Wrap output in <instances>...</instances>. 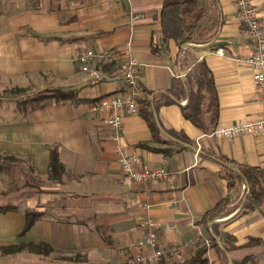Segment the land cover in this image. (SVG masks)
Masks as SVG:
<instances>
[{
    "label": "crops",
    "instance_id": "crops-1",
    "mask_svg": "<svg viewBox=\"0 0 264 264\" xmlns=\"http://www.w3.org/2000/svg\"><path fill=\"white\" fill-rule=\"evenodd\" d=\"M0 8V245L22 239L48 242L56 251L110 254L126 264L138 248L129 243L153 219L159 243L184 244L185 250L155 264L188 257L198 242L209 241L199 220L220 198L229 196L220 239L228 232L242 243L248 236L264 240V201L242 211L246 183L234 180L228 189L221 163L207 152L222 154L239 166L264 169V135L218 139L219 126L261 115L252 81L255 68L245 62L252 38L242 27L233 0H198L203 17L195 29L196 43L178 47L160 38L162 0H3ZM264 28V0H253ZM137 19H132V16ZM118 49L116 62L98 65L101 78L81 69L77 56L92 50ZM135 57L139 110L126 115L119 136L93 113L98 97L124 92L117 72ZM204 61L214 92L195 83L188 73ZM173 77L189 78L200 94V126L181 111L188 99L163 103ZM72 92L29 101L40 91ZM147 98L157 127L152 133L143 112ZM158 103V106L155 103ZM157 136V138L155 137ZM56 148L63 166L59 179L49 175V152ZM137 154L144 167H164L167 176L135 182L122 173L118 153ZM42 216L23 234L24 212ZM110 255V257H111ZM207 264H220L213 247ZM178 257V259H177ZM171 259V260H170Z\"/></svg>",
    "mask_w": 264,
    "mask_h": 264
},
{
    "label": "trees",
    "instance_id": "trees-1",
    "mask_svg": "<svg viewBox=\"0 0 264 264\" xmlns=\"http://www.w3.org/2000/svg\"><path fill=\"white\" fill-rule=\"evenodd\" d=\"M3 0H0V4ZM203 17V10L198 4V0H162L159 12L160 38L167 42L174 40L178 50L179 47L186 43H196L200 40L195 36V29L198 26L199 20ZM189 75L194 76L195 83L205 88L211 93L214 92V84L210 70L204 61H200L192 67ZM72 92L52 89L40 91L37 94L27 97L31 101H38L44 98L53 97L54 99H62ZM164 104L174 102L175 98L181 96L188 99L185 106L181 107L183 116L192 123L200 126V94L198 90H194L189 83V78L181 79L173 77L171 85L163 93ZM149 101L145 98L142 101V106L146 113L143 116L146 119L152 133L155 134L157 127L154 122L151 109H149ZM158 106V103H155ZM157 138V136L155 135ZM158 139V138H157ZM215 159L220 161V175L226 180L228 189L235 187L234 180L246 183V201L242 206V211L246 212L255 207H260L264 201V169L257 166H239L236 170L232 164H236L233 159H230L222 154L207 152ZM49 175L56 179L60 178L63 172V166L58 160V155L55 147H52L49 152ZM230 202L229 196L220 198L212 207L203 212L199 223L203 226L208 234L209 241L204 239L198 242L194 251L185 258L173 260V264H207V250L213 247L220 260V264H264V240L261 237L248 236L242 243H236V238L232 234L225 232L220 239L219 244L216 238L219 236L220 228L225 221H217L226 215V206ZM16 206L12 204L0 205V212L16 210ZM42 216L40 210H28L24 212V225L21 234L25 233L37 220ZM55 249L46 241L39 240L36 242H20L10 245H0L1 253H14L18 251H29L36 254L48 255ZM174 256V255H171ZM170 257V256H168ZM167 258V257H166ZM165 258L160 260L163 261ZM127 264V263H126Z\"/></svg>",
    "mask_w": 264,
    "mask_h": 264
},
{
    "label": "built area",
    "instance_id": "built-area-1",
    "mask_svg": "<svg viewBox=\"0 0 264 264\" xmlns=\"http://www.w3.org/2000/svg\"><path fill=\"white\" fill-rule=\"evenodd\" d=\"M82 3H97L108 0H80ZM237 8L238 18L242 27L252 38V52L245 58L255 70L252 81L258 94L261 115L253 120H238L226 126L212 130V136L218 139H230L237 135H264V28L260 24L253 0H233ZM137 19V16H132ZM120 57L118 49H105L98 52L87 50L77 56L83 71H87L94 79H100L101 73L97 68L104 63L116 62ZM121 61V60H120ZM140 62L133 56L125 58L117 72L124 79V92L103 95L90 105L93 113H105V122L114 131V137L119 131L126 115H136L139 110L137 73ZM118 164L123 174L135 182L151 179H161L167 176L164 167H144L140 157L135 153H118ZM129 247L138 248V252L126 258L127 264H155L162 258L184 252V244L159 243L158 233L152 218L147 217L143 234L129 243Z\"/></svg>",
    "mask_w": 264,
    "mask_h": 264
},
{
    "label": "rangeland",
    "instance_id": "rangeland-1",
    "mask_svg": "<svg viewBox=\"0 0 264 264\" xmlns=\"http://www.w3.org/2000/svg\"><path fill=\"white\" fill-rule=\"evenodd\" d=\"M4 4L5 3L2 1L0 8H2ZM20 242L29 241L19 239L13 243ZM110 255H101L96 252L88 254L87 252L81 251L67 252L56 250L50 252L48 255L36 254L29 251H18L4 254L0 251V264H125L118 255H115V257L113 255L110 257ZM172 262H170V264H173Z\"/></svg>",
    "mask_w": 264,
    "mask_h": 264
}]
</instances>
